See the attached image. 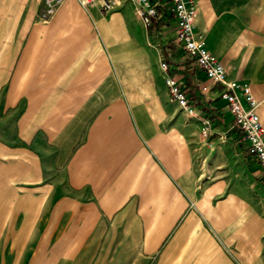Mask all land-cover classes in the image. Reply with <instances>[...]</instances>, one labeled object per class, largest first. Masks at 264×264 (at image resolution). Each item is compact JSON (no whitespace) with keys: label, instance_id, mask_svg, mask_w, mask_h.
I'll list each match as a JSON object with an SVG mask.
<instances>
[{"label":"crops","instance_id":"0c3cea01","mask_svg":"<svg viewBox=\"0 0 264 264\" xmlns=\"http://www.w3.org/2000/svg\"><path fill=\"white\" fill-rule=\"evenodd\" d=\"M112 1L41 21L40 0H0V264H264V173L220 85L165 2L145 26L135 0ZM191 1L264 129V0Z\"/></svg>","mask_w":264,"mask_h":264},{"label":"built area","instance_id":"2783aa9c","mask_svg":"<svg viewBox=\"0 0 264 264\" xmlns=\"http://www.w3.org/2000/svg\"><path fill=\"white\" fill-rule=\"evenodd\" d=\"M62 0H40L42 9L38 13L41 21L47 20L52 14L54 7ZM80 6L90 5L96 0H75ZM137 7L136 15L141 22L148 26L157 15V8L161 6V0H135ZM168 11L176 21L175 41L180 45L184 54L192 60L194 66L212 83L220 85L219 98L225 103L233 126L246 141V155L251 157L264 173V129L260 125L254 112L256 102L249 93L247 84L228 80L225 72L217 59L205 48L203 38L193 32V20L195 8L191 0H164ZM113 4L112 0H99L98 10L100 13L109 11ZM160 70L165 73L164 84L170 100L188 115H193L194 110L190 105L184 90L167 73V65L164 61L159 62ZM244 103V105L242 104Z\"/></svg>","mask_w":264,"mask_h":264},{"label":"rangeland","instance_id":"374dc122","mask_svg":"<svg viewBox=\"0 0 264 264\" xmlns=\"http://www.w3.org/2000/svg\"><path fill=\"white\" fill-rule=\"evenodd\" d=\"M164 2V0H162Z\"/></svg>","mask_w":264,"mask_h":264}]
</instances>
